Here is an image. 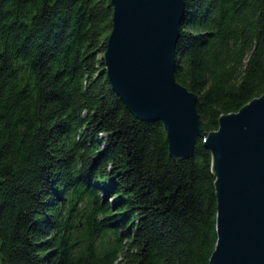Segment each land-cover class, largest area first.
Wrapping results in <instances>:
<instances>
[{"label":"trees","instance_id":"16d2710c","mask_svg":"<svg viewBox=\"0 0 264 264\" xmlns=\"http://www.w3.org/2000/svg\"><path fill=\"white\" fill-rule=\"evenodd\" d=\"M111 10L0 0V264H208L211 151L172 158L112 90ZM174 76L206 131L262 92L264 0H184Z\"/></svg>","mask_w":264,"mask_h":264},{"label":"water","instance_id":"95a60500","mask_svg":"<svg viewBox=\"0 0 264 264\" xmlns=\"http://www.w3.org/2000/svg\"><path fill=\"white\" fill-rule=\"evenodd\" d=\"M102 53L112 90L137 118L161 121L169 155L211 151L216 201L208 264H264V89L206 131L196 95L174 76V46L184 0H110Z\"/></svg>","mask_w":264,"mask_h":264},{"label":"rangeland","instance_id":"374dc122","mask_svg":"<svg viewBox=\"0 0 264 264\" xmlns=\"http://www.w3.org/2000/svg\"><path fill=\"white\" fill-rule=\"evenodd\" d=\"M108 198L112 200V198H110V197H108Z\"/></svg>","mask_w":264,"mask_h":264}]
</instances>
